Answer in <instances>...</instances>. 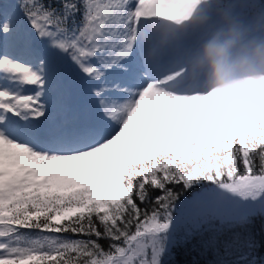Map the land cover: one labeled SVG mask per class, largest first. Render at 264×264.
<instances>
[{"label":"snow or ice","instance_id":"snow-or-ice-1","mask_svg":"<svg viewBox=\"0 0 264 264\" xmlns=\"http://www.w3.org/2000/svg\"><path fill=\"white\" fill-rule=\"evenodd\" d=\"M262 249L264 0L0 5V264Z\"/></svg>","mask_w":264,"mask_h":264},{"label":"trees","instance_id":"trees-1","mask_svg":"<svg viewBox=\"0 0 264 264\" xmlns=\"http://www.w3.org/2000/svg\"><path fill=\"white\" fill-rule=\"evenodd\" d=\"M191 194H192L191 190L188 191V192L186 193L187 196H189V195H191ZM257 230H258V222H257ZM257 238L259 239L260 237L257 236ZM261 252L264 253V249H262ZM193 258L199 260V261H200V264H205V261H206V260H211L213 257H212V255H211L210 252H209L207 255H205V256H201V255L199 254V252H192V253H190L189 255L185 256V255H183V253L181 252V253L178 254V256H177V259H179V260H181V261H184V260H191V259H193Z\"/></svg>","mask_w":264,"mask_h":264},{"label":"rangeland","instance_id":"rangeland-1","mask_svg":"<svg viewBox=\"0 0 264 264\" xmlns=\"http://www.w3.org/2000/svg\"><path fill=\"white\" fill-rule=\"evenodd\" d=\"M17 3V0H0V5L3 4H9V5H15ZM192 194L188 197L191 198Z\"/></svg>","mask_w":264,"mask_h":264}]
</instances>
